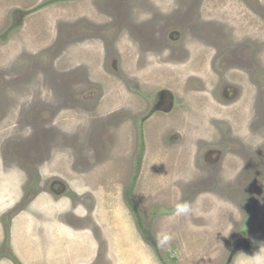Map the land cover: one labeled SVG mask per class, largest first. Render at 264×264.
Listing matches in <instances>:
<instances>
[{
    "label": "rangeland",
    "instance_id": "obj_1",
    "mask_svg": "<svg viewBox=\"0 0 264 264\" xmlns=\"http://www.w3.org/2000/svg\"><path fill=\"white\" fill-rule=\"evenodd\" d=\"M204 46L217 56L205 83L240 107L233 128L204 113L199 75L187 95L165 82ZM160 109L165 128L151 121ZM180 201L190 216L174 214ZM0 221V264H252L264 250V0H0ZM56 227L74 229L69 247ZM162 231L174 235L164 249Z\"/></svg>",
    "mask_w": 264,
    "mask_h": 264
},
{
    "label": "crops",
    "instance_id": "obj_2",
    "mask_svg": "<svg viewBox=\"0 0 264 264\" xmlns=\"http://www.w3.org/2000/svg\"><path fill=\"white\" fill-rule=\"evenodd\" d=\"M208 48H210V47L204 46V47H201L199 50H197L198 52L194 51L195 54L192 55V58L193 59L196 58L197 60H195V61H197V62L189 61L186 64H184L183 69H184V71H186V73H185L184 77H180V79H177L178 82H176V79L174 81L171 79V80H167L165 82H168L169 84L172 83L171 86H173V85L175 86V83H177L176 89L180 90V92L183 90L184 95H187V94L192 92L191 81L194 80L195 77H197L196 75H199L202 83L208 82V80L210 78L212 79V77H214V75H215L214 70H216V69L214 68V64H215V61L217 60L216 59L217 56L215 55V56L211 57L208 53V51H209ZM192 50H194V49H192ZM150 54L152 55L154 53L152 52ZM156 64H154V62L152 63L153 69H154V71H159L158 70L159 68H157V66H154ZM174 75H175V73H174ZM215 84H216L215 82L205 83L206 87H205L204 91L195 90L196 92L194 93V95H198V94L202 95L203 92H204L203 94L207 95L208 101H206V102H208V110L205 109L204 113L209 116V120L215 119L221 123H228L229 126L231 128H233V127H235V125H237L239 123V119L241 117H243L238 110L240 107L235 105V103H238V102L237 101H231V100H230L231 102H227V101H221L220 99H217L216 98L217 96L215 97V93H216L215 92ZM183 91H182V93H183ZM187 100H189V99H187ZM244 105H243V108H244ZM234 109H237L238 111L235 112ZM251 109H252V105H249L247 107V111L243 110L245 113V118L247 117V115H249L248 113L250 112ZM160 110L161 111L157 110L156 113H154L151 116V121L157 123L160 127L163 126L165 128V126H169L170 122H171L170 121L171 117L165 116L166 114L168 115L170 112L167 110H164V109H160ZM166 112H169V113H166ZM160 122H161V124H160ZM206 127L208 128L209 132H214V130H215L214 126H213L214 127L213 131L210 130L211 129L210 125H206ZM15 193H16V191H14L13 194H11L12 195V200H11L12 202L10 204L3 205V210H6V207L10 206L12 204L16 205L20 201V199L22 197L17 199ZM15 198L17 200H15ZM39 199L42 200V202H43V197L41 195L36 196L33 199V201L30 203V205L27 208L22 210L23 212H21L20 215H23L25 212L30 211L33 208V203H34V205L39 206L38 203L36 202ZM7 200H9V199H7ZM35 209H37V208H35ZM40 210H42V207H38V210L36 212L41 213ZM33 214H35V213H33ZM42 214L45 215V213H42ZM20 220H21V218L18 215L15 218V222H14V226H13L14 230L16 229L17 223L20 222ZM44 223H46V222L44 221ZM43 227L45 228L47 226H43ZM43 227L39 228L40 229L39 233H38V231L35 233H38L39 236H41L45 239V238H47V235H44L42 233ZM31 228H33V227L30 225V229ZM56 228L58 229L57 235L62 237V239H60V241H59V245L62 243L61 245H63V246L66 245L69 247L70 242H68V240L73 236L74 229L69 227V230L62 231V230H59L58 227H56ZM66 228L67 227H65V226L63 227V229H66ZM33 229H32V231H33ZM12 232H13V230H12ZM32 234L33 233H31L30 235H32ZM57 242L58 241H53L52 244L50 245V247H54L52 245L54 243H57ZM16 245L17 244H15L14 246L17 248ZM33 247H34V245H33ZM35 248H37V247H35ZM87 251H90V250L87 249ZM40 254H42V252ZM39 257L42 258L41 255ZM77 259H80V258H77ZM32 260L33 261L37 260V257H33ZM31 264H33V263H31Z\"/></svg>",
    "mask_w": 264,
    "mask_h": 264
},
{
    "label": "clouds",
    "instance_id": "obj_3",
    "mask_svg": "<svg viewBox=\"0 0 264 264\" xmlns=\"http://www.w3.org/2000/svg\"><path fill=\"white\" fill-rule=\"evenodd\" d=\"M193 212V204L190 201H180L174 206V214L177 217H188ZM156 244L157 247L164 249L166 246L170 245L171 241L174 239V235L167 231H162L156 234ZM252 264H264V250L262 247L259 252L253 255Z\"/></svg>",
    "mask_w": 264,
    "mask_h": 264
},
{
    "label": "flooded vegetation",
    "instance_id": "obj_4",
    "mask_svg": "<svg viewBox=\"0 0 264 264\" xmlns=\"http://www.w3.org/2000/svg\"><path fill=\"white\" fill-rule=\"evenodd\" d=\"M38 195H39V194H36L35 197L38 196ZM35 197H34V198H35ZM31 202H32V200H31V201L29 202V204H27L26 206H24L25 204H21V205H19V206L17 207V209H16V212L18 211V213H21L22 210L25 209V208H27V207L30 205ZM18 203H19V202H18ZM18 203H17V204H18ZM17 204H16V205H17ZM16 205H14V206H12V207L15 208ZM5 216L7 217V215H5ZM5 216H4V217H5ZM4 217H1V219L4 218ZM6 217H5V219H7ZM10 220H11V219H10ZM13 221H14V219L11 220V222H12L13 224H12V227H11L10 229H8V232H9V233H11V231H12V229H13V226H14V222H13ZM0 224H1V225H0V230H1V226L3 227V229H6V226H5L6 224H5L4 221H0ZM7 226H9V225H7Z\"/></svg>",
    "mask_w": 264,
    "mask_h": 264
}]
</instances>
